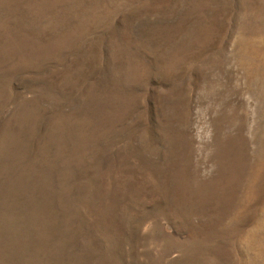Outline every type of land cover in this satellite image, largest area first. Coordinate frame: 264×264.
Instances as JSON below:
<instances>
[{
	"label": "rangeland",
	"instance_id": "rangeland-1",
	"mask_svg": "<svg viewBox=\"0 0 264 264\" xmlns=\"http://www.w3.org/2000/svg\"><path fill=\"white\" fill-rule=\"evenodd\" d=\"M0 264H264V0H0Z\"/></svg>",
	"mask_w": 264,
	"mask_h": 264
}]
</instances>
